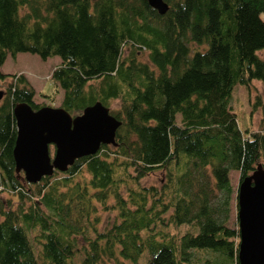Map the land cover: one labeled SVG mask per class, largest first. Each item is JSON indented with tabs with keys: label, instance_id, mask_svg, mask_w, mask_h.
Returning <instances> with one entry per match:
<instances>
[{
	"label": "trees",
	"instance_id": "16d2710c",
	"mask_svg": "<svg viewBox=\"0 0 264 264\" xmlns=\"http://www.w3.org/2000/svg\"><path fill=\"white\" fill-rule=\"evenodd\" d=\"M163 2L168 10L160 16L146 0H0V69L8 56L58 57L51 80L62 91L60 108L76 117L118 101L109 114L121 122L112 150L101 146L65 173L28 185L15 173L12 111L44 105L34 103L22 75L0 71V82L12 79L0 103V193L20 201L0 206V264H73L77 237L86 242L82 264H139L145 253V264H192L194 252L238 264V231L226 226L229 172L242 181L264 168V119L258 131L242 132L230 100L236 86L264 89L257 56L264 52V0ZM143 54L152 68L140 62ZM118 169L135 174L136 188L127 186L125 197ZM160 171L167 179L160 189L139 187ZM99 208L117 213L102 232ZM168 225L195 233L176 239L159 229Z\"/></svg>",
	"mask_w": 264,
	"mask_h": 264
},
{
	"label": "water",
	"instance_id": "95a60500",
	"mask_svg": "<svg viewBox=\"0 0 264 264\" xmlns=\"http://www.w3.org/2000/svg\"><path fill=\"white\" fill-rule=\"evenodd\" d=\"M163 16V0H146ZM1 99V94H0ZM16 138L12 151L15 173L36 185L54 172L65 173L76 160L94 156L101 146H116L121 122L100 103L72 117L62 108L43 106L37 111L19 104L12 111ZM54 148L50 157L49 148ZM238 264H264V168L258 165L240 181L237 191Z\"/></svg>",
	"mask_w": 264,
	"mask_h": 264
},
{
	"label": "rangeland",
	"instance_id": "374dc122",
	"mask_svg": "<svg viewBox=\"0 0 264 264\" xmlns=\"http://www.w3.org/2000/svg\"><path fill=\"white\" fill-rule=\"evenodd\" d=\"M260 20L264 22V14L260 15ZM191 50H202V48H198L195 45L190 44ZM128 53V48H124L123 57H125ZM257 56L264 61V52H258ZM141 63L152 66L148 63L146 54L139 59ZM3 68L0 70L2 74L13 75H22L28 83L35 89L36 98L35 104L44 105L52 108H60L62 102V91L57 90L54 82L51 80L52 71L60 65V59L58 57H52L47 59L46 61L40 60V58L36 55L30 54H18L17 57L12 59L10 56L4 62ZM12 74V75H11ZM12 83V79H6L3 82H0V94L1 101L4 99L5 94L7 92L8 86ZM56 90L58 92H56ZM55 94L52 101L44 98V96H49ZM60 95V96H59ZM257 98L259 99V105L254 107L257 102ZM119 102L113 101L109 104V111H115L119 108ZM230 109L232 113L235 115L239 129L244 132L245 130L250 131H258L259 125L262 119H264V89L259 82H252L250 89L243 88L240 86H236L232 92L231 100H230ZM177 123H179V117L177 118ZM113 148L110 147V150ZM50 157H53L54 148L51 146L49 148ZM59 174V173H58ZM117 177H120L125 180L127 184H122L121 193L125 197L127 186H132L136 188L133 184V181L130 179L133 178L135 174L132 170H128L127 173H122V169H118L116 171ZM21 179H23V174L20 173L18 175ZM53 176V175H52ZM60 176V175H59ZM83 177L85 180L88 177L83 173ZM83 178L81 176H76L74 181L81 183ZM229 181L232 193L229 198L228 203V221L226 226L230 229L238 231V221H237V191L240 184V178L238 172L230 171L229 172ZM167 182L165 173L163 172H155L145 176L140 179L139 187L140 188H156L160 189L163 184ZM33 190V189H32ZM33 192V191H32ZM34 200V199H33ZM32 200V201H33ZM20 204L18 196L13 194L12 192H2L0 193V206L3 208H7L11 206L16 208ZM25 208L31 205L27 200L24 201ZM108 205H113V202L110 201ZM97 216L99 218V223L96 226L98 232L104 231L106 228L110 227L115 221H117V213L112 210L103 211L100 208L97 210ZM168 215L166 216L167 219ZM164 233H167L173 236L176 239H179L181 236L191 233L194 234L195 230L190 226H166L159 228ZM36 235L34 231L29 235L32 240ZM88 237H92L91 232L87 233ZM83 237H77L75 239V248L73 250V264H82V261L85 257V249L86 242ZM239 242V241H238ZM33 243L34 251L37 254L39 252V247L37 244ZM145 256L146 253L142 256L139 264H145ZM214 256L210 253H199L194 252L192 256V264H214L213 263Z\"/></svg>",
	"mask_w": 264,
	"mask_h": 264
},
{
	"label": "crops",
	"instance_id": "0c3cea01",
	"mask_svg": "<svg viewBox=\"0 0 264 264\" xmlns=\"http://www.w3.org/2000/svg\"><path fill=\"white\" fill-rule=\"evenodd\" d=\"M17 57V56H16ZM7 59V58H6ZM5 64V63H4ZM4 64H3V66H4ZM3 66L1 67V69L3 68ZM0 69V70H1ZM3 75H9V74H3ZM12 75V74H11ZM28 81V80H27ZM30 84V83H29ZM30 86H31V84H30ZM32 87V86H31ZM33 88V87H32ZM34 89V88H33ZM34 91H35V89H34ZM60 96V95H59ZM35 98H36V93H35V96H34V103H35Z\"/></svg>",
	"mask_w": 264,
	"mask_h": 264
}]
</instances>
